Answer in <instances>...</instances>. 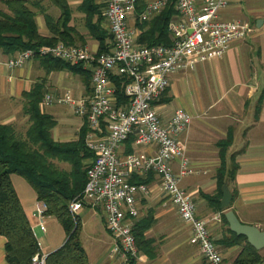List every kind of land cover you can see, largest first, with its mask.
<instances>
[{
  "label": "crops",
  "instance_id": "obj_1",
  "mask_svg": "<svg viewBox=\"0 0 264 264\" xmlns=\"http://www.w3.org/2000/svg\"><path fill=\"white\" fill-rule=\"evenodd\" d=\"M29 1H40L45 13L55 22L61 17L60 8L50 0ZM66 1L71 10L68 25L74 29L75 44L98 52L100 43L91 35L87 14L82 10L84 0ZM148 1L145 0L146 3ZM229 1V6L221 12L222 18L247 21L253 27L252 33L234 42L224 56L200 63L193 71L173 74L167 92L156 103L163 121L169 120L178 107L186 109L195 117L188 130L181 135L194 169L191 175L183 179L182 186L194 198L197 216L207 221L211 235L224 256V264H233L241 247L218 243L227 235V227L222 222L223 212L214 199V196L220 194L218 175L223 163L227 167L225 175H231L233 166H237L234 178L227 183L233 195L230 208L243 223L264 230V0ZM95 3L100 6V14L95 16L94 21L100 19L101 28L109 34L101 0H95ZM0 6V10L9 12L1 0ZM32 9L36 12L39 32L44 36L51 35L45 13L37 6H32ZM173 19H179L178 14ZM137 21L136 15H133L129 25L140 35ZM111 41L109 50L112 47ZM13 56L0 50V123L14 125L20 135H23L20 128L30 125L28 103L24 95L36 85H42L44 97L48 93L64 92L81 97L92 92V81L90 87L87 86L84 77L69 68L50 70L48 63L40 57H35L22 67L10 68L7 60ZM43 100L40 103L41 111L51 115L55 121L51 129L55 141H76L86 125L89 129L87 119L77 115L70 105H46ZM156 150V145H137L133 139L121 147L120 154L125 156L136 153L149 157ZM91 160L92 157L86 159L85 163L89 164ZM173 165L178 168L176 162ZM14 176L12 181L40 242L41 252L46 256L63 245L66 240L65 230L54 216L38 215V200L33 188L34 195L28 193L35 201L27 206ZM136 177L147 179L144 183L152 191L150 196L140 193L138 197L141 215L136 223L147 217L152 220V224L144 232L145 238L151 243V251L139 252L137 264H206L198 245L192 241L191 227L183 222L176 206L163 192L161 177L156 173L132 175L131 181L134 182ZM222 197L223 191L221 207ZM78 216L83 225L82 242L91 264H121V258L111 256L113 237L106 227L104 212L86 207ZM46 219L63 228L64 236L60 237L61 240L42 241L40 234L46 235L49 232ZM88 223L92 229L87 233ZM41 224L46 227V231L41 229ZM36 226L40 232H37ZM6 241V237L0 235V264H9Z\"/></svg>",
  "mask_w": 264,
  "mask_h": 264
},
{
  "label": "built area",
  "instance_id": "obj_2",
  "mask_svg": "<svg viewBox=\"0 0 264 264\" xmlns=\"http://www.w3.org/2000/svg\"><path fill=\"white\" fill-rule=\"evenodd\" d=\"M172 0H149L137 13L138 0H101L103 16L111 35V49L92 52L87 46L58 42L21 51L7 60L10 68H19L35 57L52 56L72 64H82L91 73L92 92L76 98L70 92L48 93L46 105L68 104L85 117L88 132L85 143L93 152L87 166L83 191L70 203L72 215L84 208L101 209L113 237L111 256L121 264L138 258L133 229L140 217L139 194L150 196L146 183H134L132 175L161 177L162 190L176 206L179 216L192 229V241L200 249L206 264H224V256L211 235L207 221L197 216L196 202L182 186L194 171L181 139L194 115L182 107L163 121L156 103L167 92L170 78L180 71H193L197 65L225 55L231 45L248 37L252 25L243 20L221 16L229 0H175L179 19L169 23L172 44L141 45L139 33L131 29L130 17L148 21L161 13ZM127 78L124 85L127 103H119L113 76ZM137 145L157 146L149 157L136 153L121 156V147L131 138ZM178 164L176 169L173 163ZM39 216H46L47 205L37 203ZM41 229L46 227L41 224ZM41 249L40 242H38ZM45 255L33 261L44 264Z\"/></svg>",
  "mask_w": 264,
  "mask_h": 264
},
{
  "label": "trees",
  "instance_id": "obj_3",
  "mask_svg": "<svg viewBox=\"0 0 264 264\" xmlns=\"http://www.w3.org/2000/svg\"><path fill=\"white\" fill-rule=\"evenodd\" d=\"M1 1L9 10V12L0 10V50L4 53L16 55L27 49L58 42L76 45L74 29L68 25L71 10L66 0H50L61 10V17L56 22L45 13L40 1ZM145 5V0H138L137 13H140ZM32 6L39 7L40 11L45 13L51 35L44 36L39 32L36 12ZM82 10L87 14V25L91 35L100 43L98 53L109 51L107 40L111 39V35L101 28L100 19L94 21L95 16L100 14V6L95 3V0H84ZM177 14L175 0H172L152 19L144 22L138 20L137 24L141 30L138 43L171 45L169 23ZM40 58L48 63L50 70L69 68L81 74L87 86L90 87L91 73L83 69L82 64H72L52 56ZM112 78L119 103H127L129 99L124 93L127 78L120 75ZM24 96L28 103L27 112L30 115V126L25 136L18 134L14 125L0 123V235L7 239V261L9 264H38L33 261V258L37 254L43 255L30 219L12 181V175L16 174L31 185L36 192L38 202H44L47 205L45 215L54 216L66 233L63 245L48 253L44 258V264H91L81 238L82 221L78 215L75 220L70 211L71 201L83 191L87 181L88 163H85V160L93 157V152L85 143L88 127L85 126L80 138L76 141H55L51 134V129L55 125L54 118L40 109V103L44 98L42 85H36ZM133 139L131 137L127 142L131 143ZM54 159L70 164L71 168L60 169L53 162ZM226 168V164L223 163L218 175L220 194L214 196L219 210L223 212L222 222L227 227V235L218 243L228 247L241 246V252L234 260V264H264L261 251L253 247L246 236L237 235L231 231L224 209L221 207L222 188L234 178L233 174L237 166H233L231 175L224 174ZM133 181L144 183L147 179L136 177ZM151 224L152 220L145 217L134 226L133 232L139 252L151 251V243L144 235ZM128 264H137V258L132 257Z\"/></svg>",
  "mask_w": 264,
  "mask_h": 264
},
{
  "label": "water",
  "instance_id": "obj_4",
  "mask_svg": "<svg viewBox=\"0 0 264 264\" xmlns=\"http://www.w3.org/2000/svg\"><path fill=\"white\" fill-rule=\"evenodd\" d=\"M232 199V192L229 185L226 183L223 186L222 208L227 210L225 216L231 231L237 235L246 236L248 242L257 250L264 249V230L260 229L258 226L243 223L236 212L230 208Z\"/></svg>",
  "mask_w": 264,
  "mask_h": 264
},
{
  "label": "rangeland",
  "instance_id": "obj_5",
  "mask_svg": "<svg viewBox=\"0 0 264 264\" xmlns=\"http://www.w3.org/2000/svg\"><path fill=\"white\" fill-rule=\"evenodd\" d=\"M0 8H2V7L0 6ZM103 18H104V16H103ZM107 41L109 43V39ZM76 98H79V97H76ZM29 126L28 125H23V127L20 128L21 129L20 132H22V134H23L22 136H25L26 132L28 131ZM18 134H21V133H18ZM53 162L60 169L69 170L71 168L70 164H68V163H61L59 160H56V159H54ZM14 175H15L14 176V180H15L17 186H18V189H19V191L21 193V197L24 200V202L27 204V206L31 203V201H33V204H34L35 200L31 198L34 195L33 192H32L33 189L30 186V184L23 177H21L19 175H16V174H14ZM20 185H22V186H20ZM28 192L32 195L31 197L29 196ZM73 217L76 220V216L73 215ZM97 217H99V216H97ZM46 224H47V226L49 228V232L46 235L40 234L41 239H42L43 242H46V240L48 241L49 239L50 240L54 239L56 241V240H61L60 237L63 238L64 230L59 224L58 225L60 226V228L57 226V224H53V222H51V220H48V219H46ZM36 228H37V226H36ZM91 229H92L91 224L88 223L87 226H86V232L87 233L90 232ZM37 232H40L39 228H37ZM85 241H86V244H88L87 243L88 242V238H86ZM261 251H262L261 252L262 255L264 256V249H262Z\"/></svg>",
  "mask_w": 264,
  "mask_h": 264
}]
</instances>
